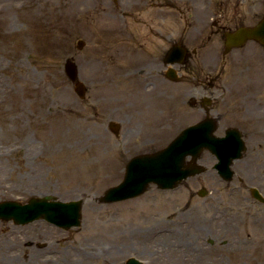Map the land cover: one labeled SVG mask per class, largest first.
Returning <instances> with one entry per match:
<instances>
[{
	"label": "rangeland",
	"instance_id": "rangeland-1",
	"mask_svg": "<svg viewBox=\"0 0 264 264\" xmlns=\"http://www.w3.org/2000/svg\"><path fill=\"white\" fill-rule=\"evenodd\" d=\"M134 1L0 0V200L25 201L34 194L82 199L81 223L68 229L44 219L26 224L0 219V264H88L89 248L104 253L112 248L113 264H124L129 256L143 264H264V203L235 184L240 174L250 181L259 176L245 166L223 180L212 159L174 188L151 183L129 199L97 200L121 180L129 156L165 145L187 120L181 114L182 80L170 82L167 129L164 83L156 67L135 69L153 62L151 56L159 59L157 44L169 47L167 40L142 33L147 27L135 21H157L167 6L139 0L138 11ZM200 1L198 9L207 15L223 11L230 17L239 8L235 0ZM257 1L263 11V0ZM243 4L253 5V0ZM172 5L164 20L169 26L154 32L169 30L171 43L181 42L186 57L191 54L185 64H175L180 74L259 67L244 48L254 43L259 48L258 40L235 46L241 47L239 57L222 58L224 23L216 28L207 18L196 29L192 1L172 0ZM134 26L135 41L123 33ZM78 38L84 41L80 48ZM147 38L151 54L144 52ZM66 60L77 65L83 95L62 67ZM188 183L207 192L193 189L189 195ZM258 187L264 194V183ZM173 216L184 224L168 221ZM160 217L165 219L161 225L175 232L140 242L134 229ZM179 255L187 261H177Z\"/></svg>",
	"mask_w": 264,
	"mask_h": 264
},
{
	"label": "flooded vegetation",
	"instance_id": "flooded-vegetation-1",
	"mask_svg": "<svg viewBox=\"0 0 264 264\" xmlns=\"http://www.w3.org/2000/svg\"><path fill=\"white\" fill-rule=\"evenodd\" d=\"M191 1L194 6L190 14L194 18L196 29H198L201 23H207V18L211 19V23L215 25L216 28H218L221 23L222 25L224 23L226 29H228L223 32V38H221L223 40L222 58H225V55H230L234 58L239 57L241 54L240 48L243 46L240 45L241 47L239 48V51L234 48L235 46L228 48L224 43L225 33L241 26H254L257 24V22H259L262 16H264V10H260L262 7H259L256 4L258 2L257 0H253V5L243 4L245 0H235L238 1L237 7L239 8L235 10L230 17H223V11H221V13L218 15L213 11L211 14L207 15L205 11L198 9V4L201 2L200 0ZM134 2H136L137 5L135 6V10H138L140 1L135 0ZM149 3L151 4L150 6H155L159 9L164 6H167V8H171L173 6L172 0H149ZM262 3L264 4V0ZM167 8L165 13L159 15L157 21H135L136 25L144 23V25L147 27V31L142 33L147 32V34L157 36L159 40L163 39L162 42L164 43H166L167 40L169 46L165 47L164 44H157L158 47L156 51H158V54H160L159 59H155V56L150 55L151 59H153V62H142V64L135 67L136 70L140 71H145L143 66L147 67L146 69L156 67L154 73H157V75L159 74L164 83L163 92L165 93L167 101V105L164 110L170 107V100L172 97V94L170 93V82L172 79L166 74L168 63H164L163 61L167 53L166 51L172 46L173 42L171 43L169 30L165 34H161L159 31L154 32V28L161 30L162 27L167 28L169 26V22L164 21L170 16V11ZM225 23H228V25ZM134 27L135 30L132 32L123 30V33L132 36L133 41L139 38V32L137 30L138 26ZM124 28L125 25H123V29ZM146 41L150 43L146 47H143L147 49H144V52L146 51L145 54H148L149 49L152 48V42L148 38ZM245 42L243 44H245ZM176 43L179 45H184L181 42ZM247 47L248 46L244 47L246 52L245 55L251 56L253 58V62L255 60V63H258L259 67L255 65L256 68L254 67L237 70L234 73L228 74H223L228 71L223 69H218L212 74H202L201 72H198V70L196 74H192L186 70L180 74L178 72L179 70L177 71V80H182V82H184V85L180 90L181 100L183 103L181 114L182 116L187 117V120H185L181 129L189 126L190 124L202 121L205 118H211L216 124L215 133L217 135H223L225 131L230 129L233 134L238 132L242 138V141L244 142L245 149L242 151L240 158L238 157L230 161L232 173L234 175V172H240L242 166H245L253 170L255 175L259 176L256 180L250 181L243 178V176L240 174L236 177L237 181L235 184L238 187L241 186L247 189L251 186L257 187L259 189L258 186L264 183V68H261L264 65V46L260 43V47L258 48L254 43L252 47ZM248 49H251V52L248 51ZM130 50H127L128 54L130 53ZM131 53L133 54L134 52ZM186 55L185 60H183V64H185V61H188L189 58H191V54L188 56V58ZM148 65L151 66L148 67ZM164 120L166 128L169 129L171 115L169 114L168 109L164 114ZM198 154L197 162L200 164L204 165V163H207L209 160L213 159V162H211V167L213 168L215 156L210 150L203 149ZM185 160H189V157H185ZM215 172L217 173L216 170ZM186 187L189 190L190 195L193 189L198 190L201 186L198 187L196 183L192 186L188 183ZM209 240L210 239H208V241ZM17 242H15V244ZM17 247L24 248L25 245L23 246L18 244Z\"/></svg>",
	"mask_w": 264,
	"mask_h": 264
},
{
	"label": "water",
	"instance_id": "water-1",
	"mask_svg": "<svg viewBox=\"0 0 264 264\" xmlns=\"http://www.w3.org/2000/svg\"><path fill=\"white\" fill-rule=\"evenodd\" d=\"M248 37H255L264 44V16L254 27H240L228 32L226 44L238 43ZM238 38H240L238 40ZM236 39V40H235ZM237 41V42H235ZM79 40L78 46L82 45ZM185 49L182 46H172L164 62H182ZM75 64L71 60L64 63L68 77L74 81L75 91L83 95L84 87L77 75ZM175 70L169 68L168 75L175 78ZM212 120L205 119L183 129L167 144V146L152 152L139 153L127 161L122 180L100 195L101 201H114L133 197L144 192L150 182L160 188H171L190 174L199 173L203 168L198 164H185V155L191 154L195 159L201 148L207 147L216 154L219 161L216 164L219 173L230 179L232 171L229 161L240 155L244 147L241 138L235 142L226 134L222 137L213 135L215 125ZM113 125V124H112ZM117 125L114 124L113 127ZM203 194L202 190L199 191ZM251 194L264 202V196L256 188H250ZM81 201L78 198L61 200L51 194L32 195L26 201L16 199L0 200V218L12 220L15 223H27L37 218H43L62 227L78 225L81 217ZM125 264H142L135 257H129Z\"/></svg>",
	"mask_w": 264,
	"mask_h": 264
},
{
	"label": "bare ground",
	"instance_id": "bare-ground-1",
	"mask_svg": "<svg viewBox=\"0 0 264 264\" xmlns=\"http://www.w3.org/2000/svg\"><path fill=\"white\" fill-rule=\"evenodd\" d=\"M167 220V219H166ZM165 221L164 218H156V219H149V224H142V225H138L134 231L138 234H140L142 236L140 242H144V244L146 242H150V239L152 240V238L156 237V235H160L161 233H165L168 237H170L168 234H170L171 232H175L174 228L172 227H165L161 225V223ZM168 221H172L174 223L183 225L184 224V220H182L181 218L178 219L177 217L173 216V218L170 220L168 218ZM165 227V229L163 228ZM171 235V234H170ZM125 237V236H124ZM126 238V237H125ZM178 240L181 239V236L177 237ZM105 253L104 252H95L97 251L95 248H89L88 250L85 251V257H88V260H86V263L88 264H113L112 258L114 255V251H112V248H105ZM127 253V251L125 252ZM77 254V253H76ZM177 261L179 262H186L187 258H185L184 255H179V257H176ZM147 263L149 262L146 261Z\"/></svg>",
	"mask_w": 264,
	"mask_h": 264
}]
</instances>
